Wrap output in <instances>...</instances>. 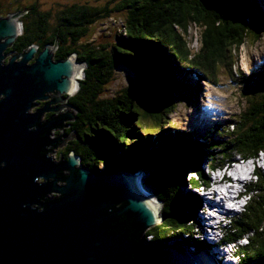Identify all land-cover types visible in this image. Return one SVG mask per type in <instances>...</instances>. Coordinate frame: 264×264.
<instances>
[{"label": "trees", "instance_id": "obj_1", "mask_svg": "<svg viewBox=\"0 0 264 264\" xmlns=\"http://www.w3.org/2000/svg\"><path fill=\"white\" fill-rule=\"evenodd\" d=\"M112 1L91 5L67 0L74 5L53 20V34L65 28L55 38L67 47L63 58L73 56L85 65L76 94L67 96L76 119L64 135L74 133L75 138L56 158L65 162L73 154L87 169L140 174L143 190L162 205V223L145 236L155 243L174 241L209 250L193 237L198 204L191 198L183 204L179 190L188 172L195 174L191 184L209 187L203 164L217 171L264 154V64L249 74L236 69L241 46L247 40L255 43L264 32L262 7L257 0H119L111 8ZM121 12L126 13L122 30L110 45L87 42L92 25ZM47 19L37 13L36 34H44ZM190 23L203 29L202 46L195 53L185 38ZM35 39L38 51L53 45L52 40ZM122 68L132 74L126 86L114 97H104L105 87ZM221 69L238 88L244 109L201 134L181 132L167 117L179 102L197 103L201 82L218 85ZM240 196L245 205L221 228L219 243L235 245L245 238L246 244L235 247L236 263L264 264V168L254 164Z\"/></svg>", "mask_w": 264, "mask_h": 264}, {"label": "water", "instance_id": "obj_2", "mask_svg": "<svg viewBox=\"0 0 264 264\" xmlns=\"http://www.w3.org/2000/svg\"><path fill=\"white\" fill-rule=\"evenodd\" d=\"M17 34L14 19H0V264H213L204 251L147 239L161 219L140 174L87 169L73 154L58 163L48 156L75 138L49 139L75 113L42 124L50 110L35 104L51 93V104L67 102L61 97L74 93L80 66L72 56L54 62L48 46L32 64L36 47L3 65L1 53Z\"/></svg>", "mask_w": 264, "mask_h": 264}, {"label": "rangeland", "instance_id": "obj_3", "mask_svg": "<svg viewBox=\"0 0 264 264\" xmlns=\"http://www.w3.org/2000/svg\"><path fill=\"white\" fill-rule=\"evenodd\" d=\"M69 1H73V0H69ZM85 1L86 0H74V2H78L80 4ZM105 1L107 0H88V3L91 5H94V4L103 5ZM257 1L259 5L262 7V11L264 15V0H257ZM118 3H119V0H113L109 6L111 8H115ZM43 8H45V6H43ZM110 16L111 17H109V19L99 21L90 27L89 33L86 36V40H88L87 42L91 43L90 45L94 47H98V46L102 47L104 45H110L113 42L114 34L116 33L118 34L121 32L123 21L126 18V13L124 12L113 13ZM202 31L203 29L194 23H190L188 25L185 38H186V41L192 53L197 52L202 46V42H201V32ZM238 55H239L238 56L239 63L236 69L238 71H241L244 74H249L253 68L264 64V32L255 43H252L251 40H247L239 49ZM79 66H80V69L74 81V89H73L74 93L69 96H74L76 94L77 87L75 86V84L77 85L78 84L77 81L83 78V72L85 70V65L81 63L79 64ZM218 75H219L218 85H211L207 82H201V92H200L199 98L197 99L196 104H189V103L185 104L183 102H179L176 106L175 113L170 114V116L167 117L168 121H171L172 124H175V126L181 132H188V133L198 132L201 134V132L206 131L208 128L213 126L215 123L223 125L225 122H227L228 120L238 115L244 109V102L242 101L239 95L238 88L235 85H232L230 76L228 73H226V70L221 69ZM131 76L132 74L127 72L125 69L123 68L120 69L119 72L115 74L113 82L110 83L108 87H105L106 91L103 96L110 98V97H114L115 95H117L118 92L126 86L127 80L130 79L129 77ZM55 105H57V107L62 106V105L64 106L63 108L60 109L59 115H61L62 113L64 114L66 109H68L71 112H74L71 107H65V102L56 103ZM52 107H54V105ZM46 114L47 112H44L41 115L40 122L42 124H44L45 120L47 119ZM72 123H68V124H72ZM63 124H65V122H63ZM68 128L65 127L62 130L55 129L54 131H51L49 135V139L54 140L57 137H59V134H62V136H69V135H64L65 131H67L65 129H68ZM58 131L60 132L58 133ZM73 140L74 138H71V140H66L64 145L56 146L55 149H51L52 153L51 152L48 153L49 157L52 160L56 159V160H53L56 163L61 161L62 159L58 160L56 158L58 156V153H61L63 156V153L61 151L64 150L66 146H70L69 144H71ZM263 163H264V160L261 166H264ZM101 168L104 169V167H101ZM238 172L242 173V170L239 169ZM194 176L195 174L192 172L187 173L186 175L187 183L182 184V186L180 187V192L183 197L182 199L186 200L187 198H191L194 203H199L196 206L197 210H195L196 215L200 217V219L197 218L199 220V226L193 230V233L195 234V232L199 233V229L202 226H204L202 228L204 231L207 230V228L205 227V224H206L205 217L208 218V214L206 213L207 215L204 217V214L201 213V208L204 204V202L201 203L202 205L200 204V200L202 199V197L200 195H197L195 192L190 191L188 180H190V178H193ZM236 184L239 187L238 181L236 182ZM191 185L193 186V188H197L194 182H192ZM153 200H154L153 202H155L156 205L159 207V217H160L162 205L156 199H153ZM241 205H243L244 207L245 205L244 200H241ZM216 206L217 204L214 203L213 204L214 209H216ZM241 209L242 208L240 207V210ZM239 212L241 211H238V213L232 216L230 215L228 217H223L219 219L218 221L219 223L223 221L221 223L222 227L227 226L229 222L228 219L230 217L239 215ZM161 223L162 222L160 220L159 223L157 224H161ZM193 237L198 238L199 236L193 235ZM218 238L219 236L217 234V237L215 240H217ZM147 239L150 240V237H147ZM168 243H175V242L169 241ZM245 243H246L245 238H241L240 245L243 246V244ZM173 245H176V244H173ZM215 247L220 248L223 251V253L226 252L227 254L228 252H230V250H227V247L223 248L218 245H215ZM231 251L235 252L237 251V248H233V250ZM216 252L217 251H215V254ZM227 258H228V261L230 262H235L236 260L239 261L237 257L230 258L229 256H227Z\"/></svg>", "mask_w": 264, "mask_h": 264}, {"label": "flooded vegetation", "instance_id": "obj_4", "mask_svg": "<svg viewBox=\"0 0 264 264\" xmlns=\"http://www.w3.org/2000/svg\"><path fill=\"white\" fill-rule=\"evenodd\" d=\"M74 4H67V0H0V19H14L16 28L18 29V34L16 39L14 40L13 44L11 47L6 48L3 50L1 53L2 60L1 63L3 65L9 64L10 60L12 58L16 59V62H19L22 57L28 53V51L32 47H36L39 45V41L36 42L37 40L35 38H38V40L42 41H50L52 40L53 45L48 46L50 48V52L52 54V60L54 62H60V61H65L64 55L66 53V46L59 45L57 44L56 41V34L61 32L62 28L65 30L64 27H59L55 29V33L53 34V20L57 17H61L63 9L66 7L72 6ZM45 6V8H43ZM35 7L36 10H35ZM42 11L45 16L48 18L46 22V26L44 27V34H36V15L37 13H40ZM47 14V15H46ZM48 20H50L48 22ZM25 29L29 30V35L25 34ZM34 30V31H33ZM41 51L35 52L33 55L32 60L29 62V64H32L37 56L39 55ZM66 56V55H65ZM73 57V56H72ZM74 62L77 63V59L73 57ZM54 94H48L47 99L43 101H38L35 104V111H38L44 107H47L50 112H47L46 118L48 116V119L45 121L54 118L55 116H58L60 113H56L54 110H57L58 108H62V106H58L55 104H51L53 101ZM63 99H66L67 102H65V105H68V99L67 97H61ZM60 103V102H59ZM62 103V102H61ZM54 105V107H52ZM53 111V112H52ZM63 114V113H62ZM41 119V118H40ZM63 124V123H62ZM64 128L70 127L72 124H63ZM63 128V129H64Z\"/></svg>", "mask_w": 264, "mask_h": 264}, {"label": "bare ground", "instance_id": "obj_5", "mask_svg": "<svg viewBox=\"0 0 264 264\" xmlns=\"http://www.w3.org/2000/svg\"><path fill=\"white\" fill-rule=\"evenodd\" d=\"M79 69L80 68H78V70H76V73H75V75H74V78L76 77V75L78 74V72H79ZM74 78H73V81H74ZM57 145H55V147H56ZM53 160H56V159H53ZM219 193L220 194H223L224 193V191H219ZM222 198H224V197H222ZM154 200H150V204L153 206L152 208L157 212V213H159V207L156 205V203L155 202H153ZM202 202H204L202 199L200 200V204L202 203ZM197 204H199V203H197ZM202 205V204H201ZM231 209L232 210H236V207L235 206H232L231 207ZM196 217H198L197 215H196ZM199 219H200V217H198ZM213 217L211 216V219H212ZM214 219V218H213ZM221 228H222V226L220 227V231H221ZM215 234H216V236H217V234L218 233H216L215 232ZM217 241H219V238L217 239ZM227 245H233V243H229V244H226L223 248H225V247H227ZM221 247V246H220ZM193 248V251L195 250V248L194 247H192ZM188 249H190V248H188ZM196 251V250H195ZM224 254H226V252L224 253ZM227 256H229L230 258H236V256L234 255V252H232L231 250H230V252H228L227 253ZM227 256H226V258H223V261L225 262V263H227V264H235L236 263V261L235 262H230V261H228V258H227Z\"/></svg>", "mask_w": 264, "mask_h": 264}, {"label": "clouds", "instance_id": "obj_6", "mask_svg": "<svg viewBox=\"0 0 264 264\" xmlns=\"http://www.w3.org/2000/svg\"><path fill=\"white\" fill-rule=\"evenodd\" d=\"M80 64V63H79ZM54 131V130H53ZM187 183V182H186ZM188 184H190L191 185V183H190V180H188ZM192 186V185H191ZM190 199V198H189ZM202 241V240H201ZM203 242V241H202ZM168 244V243H167ZM173 244H176V243H173ZM218 246L220 245V244H217ZM214 249V250H213ZM213 249L212 250H209V252H207L206 253V251H207V249H201L200 251H204L205 253H206V255L210 258V260H211V262L214 264H227V263H225L224 261H223V257L221 258V260H220V258H219V255L222 253V251H220V254L219 255H215V251H217L218 252V248H216L215 246H213ZM216 257L217 258V260H220V261H217L216 259H215V261H212V259H214V257ZM226 257V256H225ZM216 261H217V263H216ZM239 262V261H238ZM238 262L237 263H235V264H238Z\"/></svg>", "mask_w": 264, "mask_h": 264}, {"label": "built area", "instance_id": "obj_7", "mask_svg": "<svg viewBox=\"0 0 264 264\" xmlns=\"http://www.w3.org/2000/svg\"><path fill=\"white\" fill-rule=\"evenodd\" d=\"M216 233H218L219 236V241L222 240V231H220V229H216L215 231ZM238 245H240V241L236 242L235 245H227V250H233V248L237 247Z\"/></svg>", "mask_w": 264, "mask_h": 264}]
</instances>
